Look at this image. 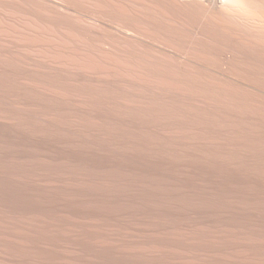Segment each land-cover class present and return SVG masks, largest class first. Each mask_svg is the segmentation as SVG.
<instances>
[{"label":"bare ground","instance_id":"1","mask_svg":"<svg viewBox=\"0 0 264 264\" xmlns=\"http://www.w3.org/2000/svg\"><path fill=\"white\" fill-rule=\"evenodd\" d=\"M205 91L264 106V0H0V181L25 188L35 203H0V264H264L258 209L244 213L243 204V213L232 214L220 204L210 207L211 215L205 206L217 202L195 189L181 191L184 197L162 191L152 199H125L117 187L104 194L98 185L96 206L82 199L94 222L88 225L91 219L79 207L80 219L65 216L70 238L59 233L63 209L57 197L67 180L54 152L60 136L73 134L83 144L90 135L108 148L140 145L152 152V143L160 144L159 150L182 160L154 152L151 163L194 168L185 154L203 156V146L218 154L217 141L230 134L205 117L221 106ZM220 145L226 153L254 156L247 141ZM194 146L198 151L189 153ZM134 162L122 166L145 168ZM112 164L101 166L118 167ZM68 188L78 190L71 183ZM80 189L88 191L84 184ZM199 205L208 213H195Z\"/></svg>","mask_w":264,"mask_h":264},{"label":"rangeland","instance_id":"2","mask_svg":"<svg viewBox=\"0 0 264 264\" xmlns=\"http://www.w3.org/2000/svg\"><path fill=\"white\" fill-rule=\"evenodd\" d=\"M205 93L207 95H210L211 98L216 99L218 104L219 103L221 104V106L217 107L216 109L206 110L205 111V117H207L209 119V122L212 125L220 126L219 127L220 129H224V130L228 129L229 132H230L228 137L223 138L222 140L217 141V142H220V144L226 143V144H233L236 147H242V146L238 145V143L241 142V141H247L248 144H249L248 148H249L250 152L253 153L254 156L246 155L245 152H243V154H241L242 152H239L240 155H238V152H237L236 155H235V153H232V154H234V155H232L231 152L228 153V151H227V153L229 155H232L234 157L228 156V154L226 153V150H223V149L221 150L223 145H220V144L217 145L218 149H219L218 150V154L216 152H213V150L206 149L205 146H203V147L200 146L201 147L200 152L203 154V156H198V155H195V154H192V155L185 154L184 155V158H186L187 160H189L192 163H194L196 165V167H194V168H173V169L172 168H165V167L162 168L161 165H158V164L154 165V163L150 162L151 160L149 161L148 158L149 157L151 158V156H154L155 155L154 152H156V154H159L160 156L161 155L162 156H164V155L168 156V154H169V157H170V155H171L170 158H172L173 162H175L177 160H180V159L182 160V157L179 158L177 156V153H175V152L172 153V152H169V151L163 150V149L159 150L158 147L160 146V144L152 143V145H154V146L156 145V147L158 148V149L156 148V150H153V152H152V151H147V149L145 150L140 145H137V146L135 145V147H133L132 145L131 146L130 145H123L122 147H119V148H116V149L115 148H110V147L108 148L104 144L103 141L99 142L101 140H98V139H96L97 140L96 141L95 138L90 136L89 134H88L89 137L87 139L88 141L85 140V142H88V143H86V145L84 144L85 142L83 144L80 142L83 146L81 144H78L79 142L77 140H75L76 137L73 134H67L65 137L60 136L57 139V147L55 148L56 151L54 150L56 156L55 155L54 156L57 157L58 164H60L59 168L60 169L62 168L60 170V172L58 171L59 174L62 175V176L64 174V177L67 178V180L65 182V186H64L63 190L61 189L62 191L61 190L58 191V197H57L58 203L61 204V208L63 209V211H62L63 216L60 218V222L62 223V225L59 228V233L60 234H65L67 236V240H68V238H70L69 237V234H71V232L69 230L70 226H69V222H66V218H65L66 215H72L71 219H72V217H75V219H80V214L79 213H81V211H82L83 213H85V216L88 219L83 217L84 214H81V215H83L81 218L86 219L87 222L91 219L89 221L88 225L92 221L94 222L93 218H95L96 215H93L94 214L93 212L88 211L89 209H85V205H83V202H82L84 200L83 198H85L87 200V202L89 201L88 204H91V206L92 205L96 206V204H95L96 201L95 200H96V197L98 196L96 194L97 192H100L101 190H102V192H100V193L109 192V190H116V187H117V190H116L117 192L116 191L115 192L117 193V195L121 196L122 194H120V193H124L122 195V197H124L125 199L128 198L129 196L131 198H134V195L135 196L138 195V197L141 196L143 198L145 197V198L152 199V198L160 195L162 191H165V192L171 191V194L175 192L174 194L176 196L179 195L180 197H182L183 195L180 194L181 191H183V190L184 191H188V190L192 191L193 190V192H195V190H196V191H199V192H195V193H203L201 195H204L205 197L208 196L207 198H210V200L208 199L210 202H217V204H215V205H211V206H208V207L205 206L206 209L210 212L211 215H213V213H214V212L212 213L211 212L212 210H210V207H212V206L220 207L222 205L221 207H223V209L225 208L226 210H229L230 212L232 211V214H236V212L237 213H243V212L245 213L248 209H250V207H253L254 210L258 209V211H256L258 215L259 214L263 215V217L261 215H259V217L261 216L260 220H262L264 218V212H263L264 211V207L261 208L264 205V203H263L264 202V167L262 168L261 164L264 163V160H263L264 156L262 155V152H260V150L264 151V106H262V105L253 106V105H250V104H247V103H239V102H236V101L235 102H231V101L223 98L221 95H219L217 93H213V92H210V91H205ZM228 96H231V95H228ZM190 109L195 110V108H190ZM256 118H259L260 120H257ZM225 119H230V120L233 121V123H230V125H231L230 127L226 126L228 123L225 121ZM91 137H92V140H91ZM76 142H78V143H76ZM167 144H170V143H167ZM3 146H5V147L8 146V147H10L9 149H12V150L14 149V147H13L14 145H12V144H10L8 142H4ZM161 146H163V145H161ZM161 146H160V148H163ZM209 146H212V145H209ZM163 151H165V152H163ZM197 151H198L197 146H194V147H191V149L189 150V153H192V152L196 153ZM222 151L223 152L225 151V153H223ZM257 151H259V153H261L260 156H262V157H260L258 154H256ZM183 154L184 153H181L180 155H183ZM221 154L225 155V156H223L222 159H221V157H222ZM104 155H105V157H104ZM226 155L228 157H226ZM3 156H4L3 154L2 155L0 154V162H1L0 163V168H4L2 166V164L4 163V161H2L3 160ZM228 158H230V159H228ZM224 159L226 160V162H223V161H225ZM107 160H108L109 163L113 162L112 165H115L116 167L118 166V167H121V168H118V167L115 168L114 166H113L114 168H110V169L109 168H102L101 165L104 163V161L107 162ZM219 160L221 161L220 163H219ZM254 160H256V161H254ZM262 160H263V162H262ZM133 161H135L134 164H136V165H138V163H139V165H141L143 162H145L143 164H145L147 166H145L143 164L141 166H143L145 168H126V167L122 166L123 164L124 165L125 164H129L130 162L133 163ZM228 161H230V162L228 163ZM249 161H251V162L249 163ZM257 161H259L258 162L259 164L261 162V164L259 165L258 163H255ZM120 162H123V163H120ZM146 162L149 163V164H147ZM252 162H253V165H252ZM246 163H248V164H246ZM227 164H230V165L227 166ZM249 164H251V166ZM148 165L150 167L152 165V167L150 168ZM254 165H255L256 168H254ZM232 166H234L235 168L234 167L233 168H228V167H232ZM240 166H242L243 168L240 167ZM244 166H246V168ZM101 168H102L103 172H102V170H100ZM177 169H179L178 172H177ZM180 169H182V171ZM97 171H98V173H97ZM162 171H164V172H162ZM106 172H108L107 173L108 175H106ZM61 173H63V174H61ZM111 173L112 174L114 173V175H112ZM116 173H118L119 175L116 174ZM162 173H165V174L163 175ZM115 174L117 175V177L115 176ZM105 175H106L107 179H106ZM123 175L124 176H128L127 177L128 179L126 177H124ZM130 175L131 176L133 175V176L131 177ZM79 176L81 177L82 181L79 179L80 178ZM113 176L115 178H113ZM145 177H146V179H145ZM112 178L114 180H112ZM118 178H122V179H118ZM123 178H125V179H123ZM103 179H104V181H103ZM143 179H144V181H143ZM3 180H5V179H2L0 181V183H1L0 184V189H1L0 190V201H1L0 203L8 205V208H9L10 205L17 206V204H18V205H20L19 206L20 208H22V207L26 208V207H29L30 204H32V205L35 204V203H32L33 199H30V197L27 195V192H26L25 188L18 186L17 187L18 189L16 188L17 190H14L10 186H8V184H5V181H3ZM83 180H85V181L83 182ZM111 180H112L113 183L114 182L115 183L114 184L110 183ZM80 181L82 183H80ZM100 181L101 182L103 181L102 182L103 184L105 183L104 186H103L102 183H100ZM173 181H174V183H173ZM96 182H97V185H96ZM123 182H125V184H123ZM175 182L177 184H175ZM69 183H71L73 186H75V188H77L78 190L72 192L68 188V184ZM109 183L112 184V185L110 186ZM59 184H60V186H62L61 185L62 182H59ZM83 184H84V187L85 186L88 187V189H86L88 191L83 192L80 189ZM132 184H134V185H132ZM174 184H175V186H174ZM186 184H187V186H186ZM106 185H108V186H106ZM113 185H115V187ZM95 186L96 187L98 186L99 189L101 187V190L95 191V190L98 189V187L96 189ZM124 186H125V188H124ZM127 186H130V187H127ZM3 187H4V189H3ZM8 187L10 188V190H7V189H9ZM112 187H114L115 189H111ZM140 187H141V189H144L146 187L145 191L144 190L142 191L140 189L139 191L136 190L137 191L136 192L135 189H139ZM148 187H149V189H148ZM163 187H164V189L161 190ZM21 188H23V189H21ZM130 188H131V190H130ZM132 188H134V189L132 190ZM187 188H188V190H187ZM198 188H200L201 191ZM125 189H126V191L128 190L129 192L132 191L130 194L133 193L132 194L133 196L130 195L129 192H127L128 193L127 194ZM155 189H156V191H153ZM203 189H204V191H203ZM19 190L21 192H19ZM22 190H24V191H22ZM89 190H91V191H89ZM103 190H104V192H103ZM120 190H122V191L120 192ZM150 190H151V192H150V195H149V191ZM157 191H158L159 194L158 193L155 194V192H157ZM222 191L225 192V194ZM4 192H6V193H4ZM142 192H144L146 195L148 193V195L146 196ZM205 192H206V194H205ZM214 192H216V195L214 194ZM79 193L83 194V196L81 194H79ZM152 193H154V194H152ZM9 194H12L13 196H11ZM20 194H22L23 196L21 195L22 196L21 197ZM87 194H89V195L86 196ZM104 194H106V193H104ZM142 194L144 196H142ZM218 194H219V196H217ZM229 194H230V196H229ZM9 196H11V197H9ZM15 196H16V198H15ZM27 196L29 198H27ZM35 196H36L35 198H37V195H35ZM41 197L43 198V196H40V199H42ZM76 197H77V199H76ZM87 197H89V199ZM22 198H24V199H22ZM80 198H81V200H80ZM219 198H220V201H219ZM228 198L230 200L232 199V201H230ZM1 199H5V200H1ZM6 199H8V200H6ZM18 199H19V201H18ZM25 199H27V200H25ZM185 199L186 200L189 199V196L187 197L186 194H185ZM190 199L191 200H188L187 202L193 201L192 197H190ZM226 199H227V201L225 202ZM240 201H241V203L242 202L243 203L241 204ZM93 202H95V203H93ZM128 202L130 204L131 202H133V200L128 199ZM154 202H156V201H154ZM228 202H230V203H228ZM231 202H233V204ZM28 203H30V204H28ZM223 203H225V204H223ZM77 204H79V205H77ZM235 204H237V205L235 206ZM243 204L245 206H243ZM82 205H83V207H82ZM136 205H140V204H136ZM229 205L230 206L232 205V206L229 208ZM247 205H249V206H247ZM256 205H257V207H256ZM199 206L198 207H194V209L192 208V210L194 212L197 211L195 213H198V214H199V212L200 213L201 212H203V213L205 212L204 214L208 213V211L203 208L204 207L203 205H201L202 207L201 206L199 207ZM242 206H243V210L244 211L241 210ZM74 207H76V209L78 211L80 210V208H82V210L79 211V212L75 211V209H73ZM98 207L100 208L98 210L101 213V207L100 206H98ZM138 208H141V210H142L143 207L139 206V207H137V209ZM232 208H233V210L234 209L235 210L233 211ZM236 208H238V209L236 210ZM259 208H260V212H259ZM261 209H263V211ZM138 210H140V209H138ZM200 210H202V211H200ZM22 211L26 212L27 210H22ZM142 211H145V210H142ZM240 211H243V212H240ZM106 212L107 211L105 210V213ZM155 212H156L155 215L157 214L158 216H160V213L158 211H155ZM37 214L36 215L38 217L41 216L39 213H37ZM73 214L76 215V216H73ZM87 214H89V215H87ZM66 217H69V216H66ZM233 217H235V215ZM262 221H264V219ZM262 221H261V223L264 224V222H262ZM262 224L258 225V228H260V230H259L260 232H262L261 230H263V233H264V229H263L264 225H262ZM260 226L261 227L263 226V228L261 229ZM263 233H261V234H263ZM88 236H89L88 238H90V235H88ZM200 237H198L199 240L203 241V242L201 241V243L205 244L206 243V241H205L206 238L202 237V236H200ZM203 238H205V240ZM159 247L160 246L157 245L155 247V249H157ZM94 254L98 258L100 256L99 259L104 258V255H103V253L101 255V252L100 253L94 252ZM110 264H113V263L110 262Z\"/></svg>","mask_w":264,"mask_h":264}]
</instances>
